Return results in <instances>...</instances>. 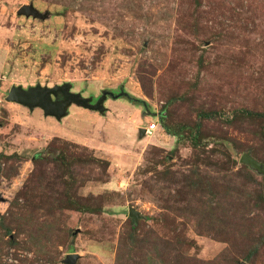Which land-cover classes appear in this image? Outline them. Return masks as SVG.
<instances>
[{"label":"rangeland","instance_id":"374dc122","mask_svg":"<svg viewBox=\"0 0 264 264\" xmlns=\"http://www.w3.org/2000/svg\"><path fill=\"white\" fill-rule=\"evenodd\" d=\"M30 4L46 19L16 14ZM64 83L93 100L103 91L131 100L108 98L104 114L73 105L60 121L5 100L12 86ZM151 123L155 132L140 137ZM246 153L264 167V0H0V219L12 227L0 242L5 264H64L74 253L76 264H141L145 249L124 250L116 262L129 208L160 242L164 264L186 261L179 256L264 264L261 245L243 259L264 241L256 200L264 172L240 163ZM33 173L22 214L31 205L57 213L55 263L12 217ZM75 204L90 210L65 209Z\"/></svg>","mask_w":264,"mask_h":264},{"label":"trees","instance_id":"16d2710c","mask_svg":"<svg viewBox=\"0 0 264 264\" xmlns=\"http://www.w3.org/2000/svg\"><path fill=\"white\" fill-rule=\"evenodd\" d=\"M137 102L139 100H136ZM158 122L159 125L161 127H164L165 129L166 126L163 125V119L162 117L158 118ZM175 137H178L179 139L182 138V134L181 132H177V133H173L172 134ZM189 137H190V141L193 145V147H197L198 146V131H190L189 133ZM54 140H57L56 138H54ZM52 147V143H50L49 145H47V148ZM58 150V158L56 160V162H60L59 160H61V163L65 164L63 161L65 159V157H63L64 159H62V154H63V150L57 148ZM16 156V155H15ZM17 157V156H16ZM94 160V159H93ZM229 160V158H228ZM227 160V161H228ZM96 161H99L96 159ZM102 163L103 161L100 160ZM230 161V160H229ZM40 162H44V156L35 158L34 160V165H38V163L40 164ZM63 164H59V165H63ZM0 172H2V169H0ZM36 175L33 173L30 175V177L28 178L27 182L23 185V187L21 188V190L17 193L16 197L13 199V202L16 203V208L18 210L17 213H14L12 215L13 218L16 219H20L23 223L21 224L19 230L17 233H19L20 231H22V228L24 226L29 227L30 231L25 233V240L26 242L29 241L30 244H34L37 245L36 247L39 248V251L43 252H50V260H52V263H55V259L57 257V247L55 245V243L57 242V238H58V234L59 233V217L57 215V213L55 211H50V209H48V206L45 208L43 207V205H31V209L30 211L26 214H22L23 209L25 206H27L28 201L30 202L28 196V192H30V188L27 187L29 180L33 179ZM250 176V175H249ZM210 185H212L210 183ZM214 188V187H213ZM210 197L212 198H216L217 194L216 192L213 190L210 191V194H208ZM203 196H205L203 194ZM19 198H23V201L26 203V205L24 203H20L18 202ZM256 200L262 204L264 206V194L263 193H259L256 196ZM43 203V201H42ZM77 203V202H76ZM76 205V206H75ZM74 206H69V208H65L66 210L71 209V210H76V211H82V212H87L90 209L83 205V204H75ZM214 209V208H213ZM14 220V221H15ZM13 221V222H14ZM128 227L127 230L121 235V242L119 243V247L117 249V258H116V262H119L122 254L125 250V254L132 252L133 250L135 251H142V249H145L146 251L141 255L140 258V263L141 264H160L161 262H164V258L160 255H163V252L161 250V244L159 241L156 240V236H153V234L149 233V234H145L144 232H142L139 228V226L137 225V223L134 222L133 219L128 218ZM19 227V226H18ZM12 231V227L11 225L7 224L6 218L4 216L1 217L0 219V242L3 241V239H1V237H5L6 235H10ZM41 236L40 238H38L41 242H38L37 236ZM36 236V238H35ZM177 236H180V234H178ZM182 238L180 239V241L178 242V244H185L186 243V239L185 237L181 236ZM12 241V240H11ZM10 240L6 241L7 245L9 246H13L16 247L17 249H20L22 246L19 243H12ZM149 245L148 248H145V246L147 247ZM160 246V248H158L157 246ZM257 245H261L264 246V241L261 240H257V242H253L248 249V253L243 257V259L245 261H252L255 257H256V253H257ZM2 246L0 244V254L2 251ZM163 258V259H162ZM177 259L180 260H186L183 262H180L181 264H218V259H215L213 261H209V262H201V261H197L195 259H191V258H181V256H179V258L177 257ZM20 260V259H19ZM160 262V263H159ZM0 264H5L1 257H0Z\"/></svg>","mask_w":264,"mask_h":264},{"label":"water","instance_id":"95a60500","mask_svg":"<svg viewBox=\"0 0 264 264\" xmlns=\"http://www.w3.org/2000/svg\"><path fill=\"white\" fill-rule=\"evenodd\" d=\"M18 16H24L26 18L34 19H46V14L39 13L32 4L22 5L16 12ZM58 95L61 99L58 100ZM109 96L112 99H118L119 97H126L131 100V97L124 91H120L117 95L109 91H103L101 96L92 103L91 97H83L80 93L71 92V86L69 83H64L62 85H54L52 87L35 85L33 87H28L24 89L22 86H12L7 93L5 100L7 102L16 103L29 110H34L39 108L42 110L44 116L53 117L57 121L64 118L70 106L74 105L83 109L90 111H97L100 114L104 113V101L106 97ZM139 136L143 137L145 135V129L139 128ZM240 163L249 166L251 169L257 170L259 172H264V167L261 163L251 157L248 153L243 154L240 158ZM0 201L2 197L0 195ZM128 216L134 220L136 223L139 219V213L133 208H129ZM79 255L68 254L63 260L64 264H76ZM245 264V263H241Z\"/></svg>","mask_w":264,"mask_h":264},{"label":"built area","instance_id":"2783aa9c","mask_svg":"<svg viewBox=\"0 0 264 264\" xmlns=\"http://www.w3.org/2000/svg\"><path fill=\"white\" fill-rule=\"evenodd\" d=\"M144 129H145V135L151 136L153 132H155V130L157 129V126L155 123H151L148 126H146Z\"/></svg>","mask_w":264,"mask_h":264},{"label":"crops","instance_id":"0c3cea01","mask_svg":"<svg viewBox=\"0 0 264 264\" xmlns=\"http://www.w3.org/2000/svg\"><path fill=\"white\" fill-rule=\"evenodd\" d=\"M72 106H73V105H72ZM70 107H71V106H70ZM70 107H69V108H70ZM82 109H83V108H82ZM68 111H69V109H68ZM105 111H106V108H105ZM105 111H104V113H105ZM104 113H102V114H104ZM65 117H66V116H65ZM65 117H64V118H65ZM62 119H63V118H62ZM62 119H61V120H62ZM71 134H72V133H71ZM73 134H74V133H73ZM68 139H69V138H68ZM70 139H71V140H73V141H75V143H80V142H77V140H76V139H72L71 137H70ZM81 141H83L84 143L86 142V143H87V144H86L87 146H89V145H90V144H89V143H90V142H89V140H87V139H86V138H84V137L82 138V140H81Z\"/></svg>","mask_w":264,"mask_h":264},{"label":"flooded vegetation","instance_id":"af4514ba","mask_svg":"<svg viewBox=\"0 0 264 264\" xmlns=\"http://www.w3.org/2000/svg\"><path fill=\"white\" fill-rule=\"evenodd\" d=\"M109 92H110V91H109ZM112 93L115 94L114 92H112ZM118 93H119V92H117L116 94H118ZM108 98H110V97L107 96V97H106V100H107ZM57 99L60 100V99H61V96L58 95V98H57ZM96 100H97V99H96ZM96 100H92V103H95ZM106 100H105V101H106ZM105 101H104V102H105Z\"/></svg>","mask_w":264,"mask_h":264}]
</instances>
